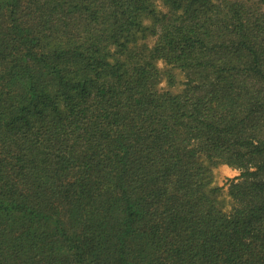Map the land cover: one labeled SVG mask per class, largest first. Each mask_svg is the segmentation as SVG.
Here are the masks:
<instances>
[{"label": "trees", "instance_id": "obj_1", "mask_svg": "<svg viewBox=\"0 0 264 264\" xmlns=\"http://www.w3.org/2000/svg\"><path fill=\"white\" fill-rule=\"evenodd\" d=\"M0 264H264V0H0Z\"/></svg>", "mask_w": 264, "mask_h": 264}, {"label": "rangeland", "instance_id": "obj_2", "mask_svg": "<svg viewBox=\"0 0 264 264\" xmlns=\"http://www.w3.org/2000/svg\"><path fill=\"white\" fill-rule=\"evenodd\" d=\"M161 8L165 10L163 6H161ZM145 41L151 45L152 43H154L155 37L150 36ZM159 65L161 68L165 67V63L163 61H159ZM175 72L177 73L178 80L180 81L184 80L183 75L178 70H176ZM161 87L165 89L168 88L166 80L163 79V82L161 83ZM181 87H182V84L179 83V85H176L173 88V90L178 91L181 89ZM213 171H214L213 172L214 173V184L216 186L222 187L220 193L217 196V199L222 209L224 211L229 212L231 211L233 204H234L233 199L229 194V184L235 177L240 175L241 171L238 168H234L226 164L218 165L217 167L214 168Z\"/></svg>", "mask_w": 264, "mask_h": 264}]
</instances>
